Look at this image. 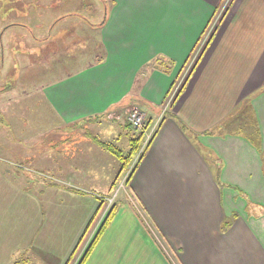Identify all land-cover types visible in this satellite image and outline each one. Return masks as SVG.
Here are the masks:
<instances>
[{
	"label": "crops",
	"instance_id": "crops-1",
	"mask_svg": "<svg viewBox=\"0 0 264 264\" xmlns=\"http://www.w3.org/2000/svg\"><path fill=\"white\" fill-rule=\"evenodd\" d=\"M113 1L97 57L43 89L55 126L36 143L26 126L0 153V264L66 263L114 183L87 124L125 125L134 104L156 131L129 185L136 205L123 197L87 264H172L165 246L178 264H264V0H232L188 65L224 0ZM25 162H41L44 186L4 169Z\"/></svg>",
	"mask_w": 264,
	"mask_h": 264
},
{
	"label": "rangeland",
	"instance_id": "rangeland-1",
	"mask_svg": "<svg viewBox=\"0 0 264 264\" xmlns=\"http://www.w3.org/2000/svg\"><path fill=\"white\" fill-rule=\"evenodd\" d=\"M231 1L225 0L220 7L206 35L196 46L194 58L218 27ZM113 2V0H0V36L1 31L4 28L6 30L0 37V153L2 155L7 156L6 146L16 147L14 143L17 144L22 139L21 130L26 126L28 138L34 143L40 139L42 135L40 131L55 126V117L46 104L43 89L55 79L78 71L97 57L100 47L98 26L102 25ZM26 4L28 8L24 6ZM14 22L17 24L8 27ZM10 49L19 51L13 55ZM127 111L128 109L125 111L126 119ZM7 114L13 116H3ZM87 125L91 137L102 140L101 143H113L124 153L129 150L127 138L132 133L125 128L124 119L109 120L105 117L104 120ZM80 127H86V124ZM234 128L238 132H246L240 125ZM120 137L122 140L118 141ZM97 155L100 156L98 152ZM102 156L104 160L107 159L105 174L109 180L106 184L108 185L117 179L121 162L112 154L105 153ZM26 164L28 163L25 162ZM31 165L18 169L16 166L6 164L4 169L20 170L34 178L37 184L40 183L39 181H42V185L45 184V179L41 177L42 172L36 170L40 168L41 162L33 165L34 167ZM130 168L131 166L121 174L116 187L111 192H103L106 198L104 200L107 198L109 200L102 206L96 223L88 233L77 258L71 264H77L114 202H123L125 197H129L126 179ZM11 179L17 184H26L24 177ZM94 188L92 185L91 189ZM121 206L122 204L119 209ZM106 211L107 213L104 214ZM164 249L171 263L178 264L173 252L171 253L167 246Z\"/></svg>",
	"mask_w": 264,
	"mask_h": 264
},
{
	"label": "trees",
	"instance_id": "trees-1",
	"mask_svg": "<svg viewBox=\"0 0 264 264\" xmlns=\"http://www.w3.org/2000/svg\"><path fill=\"white\" fill-rule=\"evenodd\" d=\"M223 2H225V0ZM219 10H220V6L216 8V13L214 15V18L216 17V15L219 12ZM224 16H222L221 21H222ZM211 23L212 22H210V25H211ZM216 30H217V28L215 29V31L207 39V43L205 45V49L208 47V45L213 40ZM194 52H195V50L193 51L192 56H190V59L188 60L186 65H188V63L190 62L191 58L193 57ZM202 53L198 57V60H197V62L195 64V66L199 63V61H200V59L202 57ZM100 61H102V60L99 58L98 62H100ZM195 66L192 68V70L190 71L188 77L186 78L183 86L181 87V89H180V91L178 93V96L182 93L183 89L185 88L186 83H187L188 79L190 78L192 71H194ZM175 86L176 85L174 84L172 89H174ZM159 124H161V123H159ZM151 127H152V121H150L149 117H148L147 129H150ZM125 128H127V130L132 133L131 136H129V150L127 151V153H124V151L121 148H119L118 146H116L113 143H102V147L106 151L111 153L112 155L116 156L121 162V170H120V172H119V174L117 176V179L115 180V182L112 185L111 191L116 187L117 180H118V178H120L121 174L125 170L127 171V169L131 166V168L129 170V174L127 175V179H126V184L128 186L130 185L131 178H132L135 170L137 169L138 165L140 164V162L144 158L146 152L148 151V149H149V147L151 145V142H152V140H153V138L155 136V133H156V131H155L153 136H152V139L146 145L145 149H143L141 151L142 146H143V142H144V134L142 132H138V131L134 130L132 128V126L130 125V123L127 121V119H126V123H125ZM137 156H138V158L136 159ZM98 200H99V206H98V209H97V212H96L95 216L90 220L89 224L87 225V227H86V229L84 231V234L82 235L80 241L78 242L77 246L75 247V249L73 250L71 256L69 257V259L66 261L65 264H71L77 258L78 252L81 249L83 243L85 242V239H86L88 233L90 232V230L94 226L95 222L97 221L98 216L100 214V211L103 208L102 206L106 203L104 198H99ZM123 202L122 201H117V202L115 201L114 204L111 206V208H110L109 212L107 213L106 217L100 223L97 231L95 232V235H94L93 239L89 242V244L86 247L84 253L80 256L77 264H87V261L90 258L92 251L94 250V248L96 247V245L100 241V239L103 236V234L108 229L109 225L113 221V219H114V217H115V215H116V213H117V211L119 209V206L121 204H123ZM130 204H132V203L130 202ZM231 223L232 222L229 219L224 221L222 226H221V230L222 231H226L230 227ZM28 263H29V258L24 257L22 260H20L19 262L14 263V264H28Z\"/></svg>",
	"mask_w": 264,
	"mask_h": 264
},
{
	"label": "built area",
	"instance_id": "built-area-1",
	"mask_svg": "<svg viewBox=\"0 0 264 264\" xmlns=\"http://www.w3.org/2000/svg\"><path fill=\"white\" fill-rule=\"evenodd\" d=\"M179 87H177V89H174V93L173 95H175L176 92H178ZM127 120L130 123V125L132 126V128L138 132H142L144 134V142H143V146L142 149H145L146 145L149 143V141L152 139V136L155 132V127L154 128H150L147 129V122H148V116L147 114L137 105H131L128 108L127 111ZM139 156V155H138ZM138 156L136 157V159L138 158ZM129 174V172H128ZM115 198V197H113ZM106 199V198H104ZM107 200H109L107 198ZM105 200V201H107ZM129 200L133 205H136V200L134 198L133 195L129 196ZM109 203H111V201H108ZM107 203V204H109ZM110 208V207H109ZM109 210V209H108ZM107 211L104 213L106 214Z\"/></svg>",
	"mask_w": 264,
	"mask_h": 264
}]
</instances>
